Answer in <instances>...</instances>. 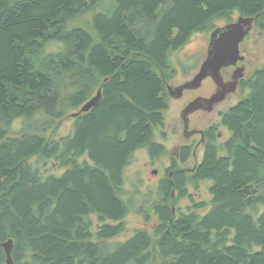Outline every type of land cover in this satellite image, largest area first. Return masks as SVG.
I'll return each mask as SVG.
<instances>
[{"label": "trees", "instance_id": "trees-1", "mask_svg": "<svg viewBox=\"0 0 264 264\" xmlns=\"http://www.w3.org/2000/svg\"><path fill=\"white\" fill-rule=\"evenodd\" d=\"M235 12L264 31V0H0V264L9 240L13 264H264V65L221 114L228 138L192 169L173 159L142 200L125 190L136 151H167L155 136L171 54ZM86 13L96 35L72 25ZM99 89L68 134L48 136ZM203 183L209 201L190 191ZM131 208L157 217L152 232L112 242Z\"/></svg>", "mask_w": 264, "mask_h": 264}, {"label": "rangeland", "instance_id": "rangeland-1", "mask_svg": "<svg viewBox=\"0 0 264 264\" xmlns=\"http://www.w3.org/2000/svg\"><path fill=\"white\" fill-rule=\"evenodd\" d=\"M239 16V13L235 12L233 16L234 20H237ZM91 18L92 13H86L75 20L72 25H81L89 28L96 35V32L90 27ZM215 22L219 26H224L228 23L225 19H216ZM210 34H194L183 48L171 54L176 72L169 77L167 84L177 87L193 79L200 69L201 64L206 59ZM49 48L56 49V45H52ZM243 49V52L249 56L248 62L246 61L244 63L247 66V73L245 75V79H247L253 74L255 69L264 65V31L254 26L253 30L244 40ZM216 89V84L210 78H207L199 89L194 91L187 90L181 98H175L169 94V108L165 112L166 122L164 126L156 131L155 136L157 141L166 146L167 151L165 154L155 158L150 156L146 148L139 149L135 152L131 164L126 169V197L137 194L139 195L138 200H142L149 191H155L161 182L160 180L165 177L166 171L171 166L173 159L177 160L179 167L184 169H192L201 161L203 157L202 148L197 150L196 156L191 154L187 163L180 161L181 150H178V147L190 145L193 151L197 141L195 137L188 138L184 135L182 112L197 97L208 96L211 93H215ZM247 93L248 90L238 89L229 96L227 101L217 106L214 111H198L194 113L190 116L191 128L204 129L209 124L218 125L222 133L220 142L225 140L230 136V131L226 126L221 124V114L245 97ZM80 111V108L76 109V111L70 112L63 120L55 121L54 127L50 128L51 130L48 132V136L54 135L59 137L68 134L72 129L75 114ZM39 118H43V115L39 116ZM21 122L22 120H19L15 123V129L20 127ZM190 191L195 194V198L198 200L205 199L209 201L211 198L208 191V183H203L200 186V191H197L194 187H190ZM188 205H190V199L188 198L181 199L177 202V207L180 210H185ZM125 222L127 226L126 233L113 239L112 242L126 240L136 229L145 228L152 232L154 224L157 223V217L152 215L150 219L146 220L136 209L131 208L125 218Z\"/></svg>", "mask_w": 264, "mask_h": 264}, {"label": "water", "instance_id": "water-1", "mask_svg": "<svg viewBox=\"0 0 264 264\" xmlns=\"http://www.w3.org/2000/svg\"><path fill=\"white\" fill-rule=\"evenodd\" d=\"M254 25L255 17L240 15L237 20L214 29L210 34L207 57L193 79L177 87L167 84L169 94L175 98H181L186 90L199 89L209 77L217 86L211 97H197L183 110L182 118L186 130L189 128L191 114L200 109L212 112L218 103L237 91L240 81L245 76V67L236 68L230 81L224 80L222 69L237 66L239 62L245 60V56L241 54L240 45L253 30ZM101 97L102 90L99 89L97 95L85 103L77 114L90 111L98 104ZM3 246L7 253L8 264H13L11 256L13 240L7 241Z\"/></svg>", "mask_w": 264, "mask_h": 264}, {"label": "flooded vegetation", "instance_id": "flooded-vegetation-1", "mask_svg": "<svg viewBox=\"0 0 264 264\" xmlns=\"http://www.w3.org/2000/svg\"><path fill=\"white\" fill-rule=\"evenodd\" d=\"M246 38H247V37H246ZM246 38H245V39H246ZM243 48H244V41H243L242 44L240 45V49H241V54L245 56V60L242 61V62H239L237 66H230V67H227V68H223V69H222V75H223L225 81H230V80L232 79V75H233L235 69L238 68V67H240V66H244V67H245V75H246V73H247V66H246L244 63H245L246 61L248 62V60H249V56L243 52V51H244ZM207 53H208V47H207ZM206 57H207V54H206ZM204 61H205V60H204ZM204 61H203V62H204ZM209 78H210V77H209ZM210 79L213 81L212 78H210ZM244 79H245V76H244V78L240 81V84H239V87H238L239 90L242 88V87H241V84H242V82H243ZM213 82H214V81H213ZM238 89H237V90H238ZM186 91H187V90H186ZM190 91H194V90H190ZM213 94H214V93H211V94H209L208 96H199V97L209 98V97H211ZM230 95H231V94H230ZM230 95H228V97L226 98V100H224V101L218 103V104L216 105V107L219 106V105H221V104L224 103L225 101H227V99L229 98ZM216 107H215V108H216ZM214 110H215V109H214ZM214 110H213V111H214ZM198 111H204V112H206L207 110L200 109V110H198ZM198 111H196V112H198ZM196 112H194V113H196ZM208 112H209V111H208ZM194 113H193V114H194ZM193 114H191V115H193ZM191 115H190V116H191ZM191 133H192V134H191ZM184 135H185L186 137H188V138H190V137H195V138H196L197 141H196L195 146H194V149H193V151H192V154L195 155V156L197 155V150H198L199 148L204 149V147L206 146V144L208 143V141H209L210 139L216 140V142H220V140H221V138H222V133H221V131L219 130L218 125H213V124H209V125H207L204 129H198V128H196V127L191 128L190 123H189V128H188L187 130L185 129V125H184ZM183 146H187V145H183ZM183 146L178 147V150H181ZM203 151H204V150H203Z\"/></svg>", "mask_w": 264, "mask_h": 264}, {"label": "bare ground", "instance_id": "bare-ground-1", "mask_svg": "<svg viewBox=\"0 0 264 264\" xmlns=\"http://www.w3.org/2000/svg\"><path fill=\"white\" fill-rule=\"evenodd\" d=\"M256 21V20H255Z\"/></svg>", "mask_w": 264, "mask_h": 264}]
</instances>
